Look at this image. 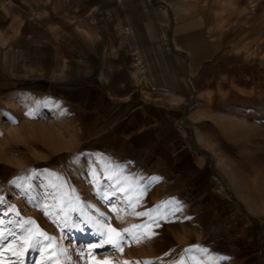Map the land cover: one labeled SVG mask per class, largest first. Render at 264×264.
Instances as JSON below:
<instances>
[{"label": "rangeland", "instance_id": "obj_1", "mask_svg": "<svg viewBox=\"0 0 264 264\" xmlns=\"http://www.w3.org/2000/svg\"><path fill=\"white\" fill-rule=\"evenodd\" d=\"M220 1H176L181 13L206 19L194 41L189 122L236 201V218L256 220L249 249L216 253L194 207L152 165L96 149L66 103L1 82L0 264H264V0L249 6L241 33L238 4L225 6L222 28L213 29ZM221 226L231 236V223ZM112 228L122 251L100 246L117 239Z\"/></svg>", "mask_w": 264, "mask_h": 264}, {"label": "crops", "instance_id": "obj_2", "mask_svg": "<svg viewBox=\"0 0 264 264\" xmlns=\"http://www.w3.org/2000/svg\"><path fill=\"white\" fill-rule=\"evenodd\" d=\"M176 1L0 0V83L66 103L89 145L152 165L194 207L204 243L228 256L249 249L259 229L236 218V201L189 122L194 41L206 19L181 13ZM239 1H220L213 29L222 28V9L238 4L241 33L258 0Z\"/></svg>", "mask_w": 264, "mask_h": 264}, {"label": "snow or ice", "instance_id": "obj_3", "mask_svg": "<svg viewBox=\"0 0 264 264\" xmlns=\"http://www.w3.org/2000/svg\"><path fill=\"white\" fill-rule=\"evenodd\" d=\"M138 215H148V213H140V214H138ZM133 227H140V226H135V225H134ZM124 231H125V232H128L129 230H128V229H125ZM110 232L114 233V234L116 235L117 239H113V238H110V237H106V238L102 241V243H101L100 246H103V244H112V245H114L116 248H118V249H120V250L122 251V250H123V248H122V243L124 242V238H123V236H122L120 233H118V232L116 231V229H114V228L110 229ZM49 239H51V238H49ZM106 264H108V262H106ZM126 264H127V262H126Z\"/></svg>", "mask_w": 264, "mask_h": 264}, {"label": "bare ground", "instance_id": "obj_4", "mask_svg": "<svg viewBox=\"0 0 264 264\" xmlns=\"http://www.w3.org/2000/svg\"><path fill=\"white\" fill-rule=\"evenodd\" d=\"M247 8H248V7H247ZM248 9H249V8H248ZM238 10H240V9H238ZM242 10H243V9H242ZM246 11H247V10H246ZM258 19H259V18H258ZM247 20H248V19H247ZM237 21H238V20H237ZM249 22H250V21H249ZM252 25H253V24H252ZM243 27H244V26H243ZM243 27H242V28H243ZM255 27H256V26H255ZM255 29H256V28H255ZM244 30H245V29H244ZM242 35H243V34H242ZM250 36H251V35H250ZM241 37H242V36H241ZM250 39H251V38H250ZM250 39H249V40H250ZM261 42H262V41H261ZM244 45H245V44H244ZM234 47H235V46H234ZM243 48H244V47H243ZM16 99H17L16 96H11V97H10V100H9V99L7 100V101H8L7 104L10 105V104H12L13 102L15 103V102H16ZM4 102H5V101H4ZM2 104H3V103H2ZM5 105H6V104H5ZM5 105H4V106H5ZM4 106H3V107H4ZM6 107H8V106H6ZM6 107H5V108H6ZM123 221H124V220H123Z\"/></svg>", "mask_w": 264, "mask_h": 264}]
</instances>
